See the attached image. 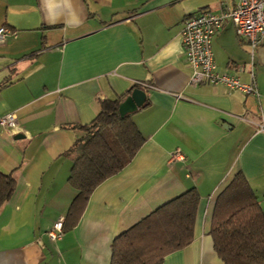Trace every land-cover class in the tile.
I'll return each mask as SVG.
<instances>
[{
  "label": "crops",
  "instance_id": "obj_1",
  "mask_svg": "<svg viewBox=\"0 0 264 264\" xmlns=\"http://www.w3.org/2000/svg\"><path fill=\"white\" fill-rule=\"evenodd\" d=\"M236 0H0V172L15 191L0 207V264H110L112 240L189 189L199 196L192 241L162 264H224L208 234L217 194L240 172L264 214V44L250 65L227 21L212 38L216 69L259 96L188 83L181 45L186 17ZM252 72V75H251ZM133 89L146 105L130 114L144 141L132 160L91 193L75 226L47 231L76 191L66 152L109 101ZM178 151L182 159H171ZM66 224V222H65Z\"/></svg>",
  "mask_w": 264,
  "mask_h": 264
},
{
  "label": "trees",
  "instance_id": "obj_2",
  "mask_svg": "<svg viewBox=\"0 0 264 264\" xmlns=\"http://www.w3.org/2000/svg\"><path fill=\"white\" fill-rule=\"evenodd\" d=\"M119 103L104 102L66 152L72 163L68 182L76 196L63 233L75 226L92 191L119 173L143 144L130 115L119 116ZM15 184L11 174L0 172V207L11 199ZM198 204L197 192L189 189L158 207L112 240L110 264H162L165 256L192 241ZM208 234L224 264H264V214L240 172L217 194Z\"/></svg>",
  "mask_w": 264,
  "mask_h": 264
},
{
  "label": "built area",
  "instance_id": "obj_3",
  "mask_svg": "<svg viewBox=\"0 0 264 264\" xmlns=\"http://www.w3.org/2000/svg\"><path fill=\"white\" fill-rule=\"evenodd\" d=\"M227 21L233 25L237 38L247 44L250 65H253L257 48L264 44V0H236L232 6L222 5L218 11L205 9L184 19L180 36L186 64L191 70L188 83L192 86L220 84L230 91L258 97V90L253 83H242L237 77L221 74L216 69L212 38ZM15 36L13 31L0 26V43ZM0 127L9 136L19 131L14 114L1 117ZM170 158L182 159L178 151L171 153ZM62 226L63 219H57L47 231L48 238L52 241L60 239L63 234Z\"/></svg>",
  "mask_w": 264,
  "mask_h": 264
},
{
  "label": "water",
  "instance_id": "obj_4",
  "mask_svg": "<svg viewBox=\"0 0 264 264\" xmlns=\"http://www.w3.org/2000/svg\"><path fill=\"white\" fill-rule=\"evenodd\" d=\"M146 101V93L141 89H133L118 105L120 117L130 115L141 108Z\"/></svg>",
  "mask_w": 264,
  "mask_h": 264
}]
</instances>
